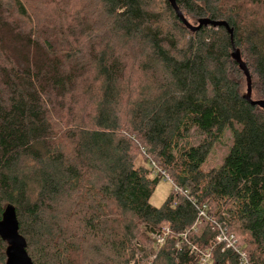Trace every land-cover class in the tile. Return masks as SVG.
<instances>
[{
  "label": "trees",
  "instance_id": "trees-1",
  "mask_svg": "<svg viewBox=\"0 0 264 264\" xmlns=\"http://www.w3.org/2000/svg\"><path fill=\"white\" fill-rule=\"evenodd\" d=\"M176 2L189 23L229 24L264 101V0ZM164 3L44 0L36 35L0 15V221L15 207L34 264H243L249 246L264 264V109L245 99L227 30L191 32ZM226 132L223 164L203 170ZM166 177L180 192L154 207ZM6 249L0 237L5 264Z\"/></svg>",
  "mask_w": 264,
  "mask_h": 264
},
{
  "label": "rangeland",
  "instance_id": "rangeland-1",
  "mask_svg": "<svg viewBox=\"0 0 264 264\" xmlns=\"http://www.w3.org/2000/svg\"><path fill=\"white\" fill-rule=\"evenodd\" d=\"M21 1L27 11V17L23 16V14L16 9L14 5V0H0L1 18L3 19V22H6L7 25L10 27V29L12 30V32L17 36L20 33H22L23 35H27L29 32H32V35H36L37 31L41 30L39 22H43L44 19L46 18V17H41L43 12L45 11L44 10L45 9L44 0H21ZM58 1L59 0H51V2H58ZM69 1L71 5L70 8H72L76 12H79V10L83 8L90 9V10L95 9V8L98 9V6H99V0H69ZM156 2H157L156 7L158 10H161V12H168V10H166L164 0H156ZM47 8L50 9V13L59 14V11L56 8L55 3H51L49 6H47ZM57 16H60V15H57ZM188 20L190 21L191 25L198 26L197 21L193 19L191 20L190 17L188 18ZM101 22H102V17H101ZM103 22L106 23V19H103ZM54 23H58V20H56ZM19 30L20 32H17ZM2 34L3 32L1 30L0 35ZM239 52L240 54H242L241 50H239ZM251 79H252V76H251ZM242 82H243V91L244 93H246L248 91L247 82L245 84L244 78H242ZM252 85H253V79H252ZM84 103L85 102L83 101L80 103V105L76 106L75 109L77 112L78 110L84 113L88 112V109L87 107L84 106ZM52 114H56V113L52 112ZM232 143L233 141H232L231 133L226 132L224 136L219 139L218 142L213 144L209 158L203 165V170L210 171L212 169L220 167L223 164L224 158L228 154L232 146ZM137 163L138 165H142L146 168H149V165L146 164L143 158H139ZM174 190H175L174 185L170 181L168 180L161 181L160 184L156 187V190L150 201L151 205L157 208L161 207L166 202L168 196H170L174 192ZM232 243L233 245L234 244L236 245L235 236H233ZM253 249H254L253 246H249L248 250L244 252L248 258V261H249V256L251 255V252H253ZM0 264H5V263L0 262ZM249 264H250V261H249Z\"/></svg>",
  "mask_w": 264,
  "mask_h": 264
},
{
  "label": "water",
  "instance_id": "water-1",
  "mask_svg": "<svg viewBox=\"0 0 264 264\" xmlns=\"http://www.w3.org/2000/svg\"><path fill=\"white\" fill-rule=\"evenodd\" d=\"M169 3L176 15L183 23V25L191 32H198L203 27H223L230 35L233 46V60L239 65L240 70L244 73L247 79L248 91L245 99L253 106L264 109V101H254L252 99V79L247 64L242 60L239 50L234 46V31L230 28L229 24L225 21H211L209 19H202L199 21L198 26L191 25L183 16L180 11L176 0H169ZM0 237L7 243L6 249V264H34L32 259L27 253V243L19 233V221L15 207L7 206L3 218L0 221Z\"/></svg>",
  "mask_w": 264,
  "mask_h": 264
},
{
  "label": "built area",
  "instance_id": "built-area-1",
  "mask_svg": "<svg viewBox=\"0 0 264 264\" xmlns=\"http://www.w3.org/2000/svg\"><path fill=\"white\" fill-rule=\"evenodd\" d=\"M166 180L170 181L168 177H166ZM174 188H175V192H180V190L176 186H174ZM201 216H204V213H201ZM165 234H167V231ZM153 239L156 240L158 245H161L164 242V236L163 235L155 236V237H153ZM232 240H233V237L232 236L229 237L225 231H222L221 234L219 235V237L217 238L218 242L226 243L228 248H231V247L234 248L235 244L233 245ZM241 260H242L243 264H249L248 258L245 255V253L241 254ZM200 264H211V255L209 253L203 254V256L201 257V260H200Z\"/></svg>",
  "mask_w": 264,
  "mask_h": 264
}]
</instances>
